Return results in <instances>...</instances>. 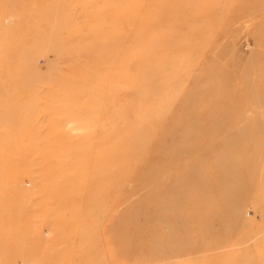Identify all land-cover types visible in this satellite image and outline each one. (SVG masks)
<instances>
[{"label": "rangeland", "instance_id": "obj_1", "mask_svg": "<svg viewBox=\"0 0 264 264\" xmlns=\"http://www.w3.org/2000/svg\"><path fill=\"white\" fill-rule=\"evenodd\" d=\"M1 47L0 264H264V0H0Z\"/></svg>", "mask_w": 264, "mask_h": 264}, {"label": "bare ground", "instance_id": "obj_2", "mask_svg": "<svg viewBox=\"0 0 264 264\" xmlns=\"http://www.w3.org/2000/svg\"><path fill=\"white\" fill-rule=\"evenodd\" d=\"M15 1H25V0H3V2H6V3H8V4H12V3H14ZM4 15H6V14H4ZM10 15V14H9ZM8 15V16H9ZM11 16V15H10ZM145 21V20H144ZM9 24H10V22H9ZM7 48H10V46H8ZM0 49H2V47L0 48ZM3 61H2V59H0V65L2 66V63Z\"/></svg>", "mask_w": 264, "mask_h": 264}]
</instances>
